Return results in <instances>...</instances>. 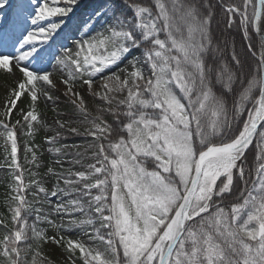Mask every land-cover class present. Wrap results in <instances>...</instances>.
I'll list each match as a JSON object with an SVG mask.
<instances>
[{"label": "snow or ice", "instance_id": "snow-or-ice-1", "mask_svg": "<svg viewBox=\"0 0 264 264\" xmlns=\"http://www.w3.org/2000/svg\"><path fill=\"white\" fill-rule=\"evenodd\" d=\"M16 69L0 264H53L49 243L71 264H264V0H0V70ZM37 125L55 134L47 164L25 142L33 171L19 140Z\"/></svg>", "mask_w": 264, "mask_h": 264}, {"label": "rangeland", "instance_id": "rangeland-1", "mask_svg": "<svg viewBox=\"0 0 264 264\" xmlns=\"http://www.w3.org/2000/svg\"><path fill=\"white\" fill-rule=\"evenodd\" d=\"M69 22H72V20H70ZM56 38L54 37V40ZM57 43H60L61 40H56ZM68 46L70 48H72L73 50L75 49V45L72 44L71 42H68ZM61 56L64 55V52H61L60 53ZM3 72V70H0ZM4 73V72H3ZM6 74V73H5ZM7 76H4L0 79V110L2 111H5V101L8 97V92L11 88H15L16 87V82L17 80H19L22 76L21 73H19V70L16 69L15 71V75H11V74H6ZM106 75V73H105ZM54 79H58V74L57 75H54L53 76ZM99 83V81H98ZM40 114H41V118L42 119H47L48 123L50 124L53 117L55 116V112H53L51 109H45L44 106H43V103L41 102L40 103V106L38 108ZM15 115H18L17 113V110L15 109L14 112H13ZM66 119V117H65ZM74 127H79L80 130H82V132L84 131V128H85V125H73ZM37 131L35 134H39L40 137H41V140L36 143L35 145L38 146L37 148V154L40 155V153H43V156L41 157V160L44 164H47L49 163V160H48V157L50 154H48L46 152V150L44 149V145L46 144V140H45V137L46 136H50L52 135V131H46L42 126L40 125H37ZM62 131H64L62 129ZM85 140L87 141H91L92 138L91 137H85V136H80V137H71L67 142L68 143H78V144H83L85 142ZM57 147H59V145H57ZM66 152L68 153H73L75 151V149H66L65 150ZM81 151H83V149H81ZM91 157V151L89 153L86 154V157H85V160H84V163H88V162H92V160L90 159ZM28 158L30 159L31 158V154L28 155ZM68 159H70V157H68ZM23 162L21 163L22 165H24V167L26 169H29L31 168L33 171H35L36 169L34 168V166H30V165H27L25 163V157L23 158L22 160ZM64 167L67 168L68 167V163L67 161L65 160V163H64ZM75 167H79V165H76ZM56 168L57 170H59L60 166L59 165H56ZM41 174V176H43L44 172H45V169L42 167L38 170ZM28 172L26 171L25 175L27 174ZM56 183L55 180H52L51 182H49L48 184H46V187L49 188V190H51L52 186ZM51 200L53 202V204L55 203V200L56 198L55 197H51ZM45 208H49L51 207V205H45L44 206ZM45 226L46 230H47V235L51 236V235H54L55 234V229L54 228H51L49 227L48 225H43ZM76 237L73 236V239H75ZM44 252H45V255L49 256V257H52V258H58L59 260L65 262V263H69L71 264V261L67 259V253L63 252L61 248L57 247L56 245H53L51 243L49 244H46L44 245ZM78 257V256H77ZM76 264H81V261L79 259H77L76 261Z\"/></svg>", "mask_w": 264, "mask_h": 264}, {"label": "trees", "instance_id": "trees-1", "mask_svg": "<svg viewBox=\"0 0 264 264\" xmlns=\"http://www.w3.org/2000/svg\"><path fill=\"white\" fill-rule=\"evenodd\" d=\"M83 4L81 6V8H78L76 9V13L74 14L73 18H72V22H69V24H73L74 21H75V18L76 16H78L80 14V12L82 11L83 9ZM53 20H59L60 18L59 17H53L52 18ZM4 76H7L5 73H3L2 71H0V79ZM22 101H24V98L22 97ZM22 101H18V107L19 108H24L25 107V103L26 102H22ZM15 110V109H14ZM13 110V112H14ZM61 111H68V108L66 105L64 104H61L60 105V109ZM39 111V110H38ZM0 112H3L2 110H0ZM0 119H3V117H0ZM11 121L12 122H15L17 119H20V116L19 115H15L14 113H12L11 117H10ZM62 131V130H60ZM64 132V131H62ZM82 132V130H81ZM55 133L53 132L52 135H54ZM50 135V136H52ZM65 135L68 137V140L73 137L71 135V133H67L65 132ZM49 136V137H50ZM41 140V137L39 134H35L34 137L30 138V137H27L26 135H21L20 136V140H19V145H20V151L18 152V156H19V159H20V163H22L23 161V158L25 157V154H24V151H23V148H24V144L25 142L27 141L29 143V146H32V145H35L36 143H38L39 141ZM67 140V141H68ZM3 152H4V149H3V142H2V139H0V160L3 159ZM250 152H251V155H250V160L249 162L252 163L254 162V157H255V153H256V147H255V142L254 144L250 147ZM5 171L6 170H2L0 169V213H3L5 212V208H4V197H5V192H6V188H5V184H4V181L6 180V175H5ZM25 179L28 180L29 179V176H28V173L25 175ZM239 187V185H237ZM31 223V221H29ZM42 227L45 228V226L42 225ZM3 232V229H0V234H2ZM42 252H43V255L45 257L48 258V260L52 261L53 264H69V263H65L61 260H59L58 258H52V257H49L47 255H45V252H44V248H42ZM79 254L77 253V256Z\"/></svg>", "mask_w": 264, "mask_h": 264}, {"label": "water", "instance_id": "water-1", "mask_svg": "<svg viewBox=\"0 0 264 264\" xmlns=\"http://www.w3.org/2000/svg\"><path fill=\"white\" fill-rule=\"evenodd\" d=\"M251 147V146H250Z\"/></svg>", "mask_w": 264, "mask_h": 264}]
</instances>
